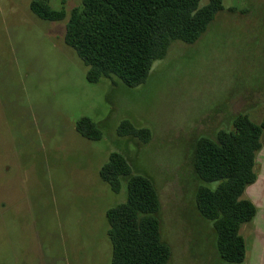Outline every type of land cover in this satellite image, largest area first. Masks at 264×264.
<instances>
[{
	"label": "rangeland",
	"instance_id": "obj_1",
	"mask_svg": "<svg viewBox=\"0 0 264 264\" xmlns=\"http://www.w3.org/2000/svg\"><path fill=\"white\" fill-rule=\"evenodd\" d=\"M31 1L7 0L0 12V264H111L107 211L126 193H113L100 170L114 152L154 182L170 264H220L214 229L196 208L193 159L198 139L231 129L236 116L264 121V0H223L202 38L174 42L134 89L89 83L65 44L68 18L41 20ZM82 2L67 0L68 15ZM84 117L99 124L101 141L79 135ZM124 120L150 129L151 140L120 137ZM260 222L241 229L245 264H264Z\"/></svg>",
	"mask_w": 264,
	"mask_h": 264
},
{
	"label": "trees",
	"instance_id": "obj_2",
	"mask_svg": "<svg viewBox=\"0 0 264 264\" xmlns=\"http://www.w3.org/2000/svg\"><path fill=\"white\" fill-rule=\"evenodd\" d=\"M66 3L62 0V8L54 10L50 0H32L30 10L44 21L68 18L65 44L87 67L89 83L110 80L131 89L148 82L154 64L167 57L174 42L197 43L225 11L223 0H210L204 7L201 0H83L68 15ZM76 130L90 141L104 138L99 124L87 117L77 122ZM117 133L144 143L152 137L150 129L129 120L120 123ZM263 134L264 121L256 124L240 114L231 129L220 130L215 138L200 137L196 144L193 170L200 183L196 208L214 229L220 264L246 261L247 243L241 229L254 220L257 209L245 192L257 180L256 158ZM100 178L113 193H126L122 203L107 211L111 264H170L173 252L163 238L154 182L134 174L120 152L109 156Z\"/></svg>",
	"mask_w": 264,
	"mask_h": 264
},
{
	"label": "crops",
	"instance_id": "obj_3",
	"mask_svg": "<svg viewBox=\"0 0 264 264\" xmlns=\"http://www.w3.org/2000/svg\"><path fill=\"white\" fill-rule=\"evenodd\" d=\"M6 2H7V0L6 1L0 0V12L4 11L5 8L9 6V3L8 2L6 3ZM31 2H30V4H31ZM30 4H29V9H30ZM260 161H261V164L263 161V166H264V141H263V138H262V148L258 152L257 158H256L255 171L257 173V180L254 184L250 185L246 189L245 196L247 199H249L255 205V207L257 209V214H256L254 220H259V218H260V221H261L260 224L264 227V212H263L264 211V191H262L263 185H261V183L264 181V169H263V171L262 170L260 171V168H259ZM260 197H261V199H260ZM261 208L263 210H261ZM247 253H248V246H247ZM255 264H262V263H261V261H257Z\"/></svg>",
	"mask_w": 264,
	"mask_h": 264
}]
</instances>
